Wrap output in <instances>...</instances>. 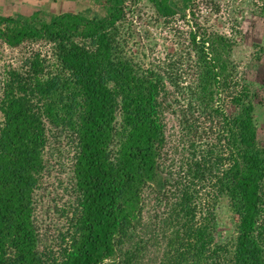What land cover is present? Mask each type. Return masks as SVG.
Listing matches in <instances>:
<instances>
[{"label":"trees","instance_id":"obj_1","mask_svg":"<svg viewBox=\"0 0 264 264\" xmlns=\"http://www.w3.org/2000/svg\"><path fill=\"white\" fill-rule=\"evenodd\" d=\"M95 1L104 8L99 18L43 8L0 14L7 46L51 45L50 58L34 51L3 71L0 264H264V145L253 95L238 89L226 56L230 41L191 25L186 53L144 65L122 37L125 10L140 0ZM147 1L168 22L186 17L194 0ZM175 94L186 102L180 123L193 137L176 172L165 163V111L180 101ZM225 97L235 112H226ZM60 131L72 153L76 205L53 251L41 242L35 193L49 138ZM204 133L213 143L196 142ZM150 198L162 210L147 216ZM223 200L232 228L221 240Z\"/></svg>","mask_w":264,"mask_h":264},{"label":"rangeland","instance_id":"obj_2","mask_svg":"<svg viewBox=\"0 0 264 264\" xmlns=\"http://www.w3.org/2000/svg\"><path fill=\"white\" fill-rule=\"evenodd\" d=\"M175 1L179 3V0ZM40 8L46 12L90 10L86 14L97 18L104 15V8L95 0H0V14L3 15H28ZM129 8L125 10L123 41L127 51L144 65L166 64L171 58H175L179 48L184 47L186 53L191 25L198 26L209 34L223 35L230 41L231 48L226 56L228 55L234 77L239 82L238 89L247 87L251 96L253 95L257 136L264 145V0H194L191 8L186 10V17L177 14L168 22H162L163 19L147 0H140ZM34 51H40L46 58L51 57V45L43 41L24 42L18 47H9L0 40V86L4 69L21 67L22 61ZM182 66V70L188 71L185 64ZM176 70L174 68L173 72ZM184 77L185 74L180 81L182 86L187 82ZM166 85L173 92L175 86L169 83ZM175 96L179 97L180 101L174 100L171 110L165 111V163L172 166L174 172L186 161L189 155V139L193 138L192 135H186L180 123V110L185 108L186 102L180 94ZM168 97L170 101L175 98L174 95ZM223 104L227 113L236 111V107L228 98L223 99ZM198 125L199 131L203 126L207 130L209 123ZM60 132L55 138H49L44 153L46 167L35 193V220L41 233V242L53 251L58 248L60 234L67 229L76 205V192L70 168L72 153L68 149L65 133ZM194 139L200 145L213 143L211 133H204L202 137L197 136ZM147 201L145 213L148 216L157 210L156 206L159 207V204L152 198ZM217 215L216 236L217 239L223 240L232 228L225 200L218 205ZM156 254L157 252L151 249L148 257L152 260Z\"/></svg>","mask_w":264,"mask_h":264}]
</instances>
